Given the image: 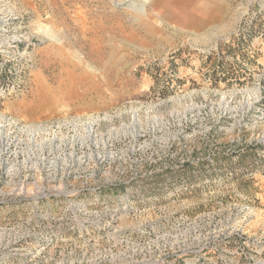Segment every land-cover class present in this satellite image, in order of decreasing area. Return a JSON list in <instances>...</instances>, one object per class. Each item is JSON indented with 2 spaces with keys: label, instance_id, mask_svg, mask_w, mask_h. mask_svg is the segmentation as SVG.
<instances>
[{
  "label": "rangeland",
  "instance_id": "1",
  "mask_svg": "<svg viewBox=\"0 0 264 264\" xmlns=\"http://www.w3.org/2000/svg\"><path fill=\"white\" fill-rule=\"evenodd\" d=\"M117 1L0 0V264H264V0Z\"/></svg>",
  "mask_w": 264,
  "mask_h": 264
},
{
  "label": "trees",
  "instance_id": "2",
  "mask_svg": "<svg viewBox=\"0 0 264 264\" xmlns=\"http://www.w3.org/2000/svg\"><path fill=\"white\" fill-rule=\"evenodd\" d=\"M263 16L264 13L261 10H255L254 13L251 11L245 15L241 21L240 30L237 36H233L224 44L225 50L232 56H235L237 53L249 52L252 48V41L255 37L256 27L264 32ZM222 50V46L220 45L218 51L222 52ZM216 54L218 55L219 52H212L209 57ZM172 58H176L175 54L172 55Z\"/></svg>",
  "mask_w": 264,
  "mask_h": 264
},
{
  "label": "built area",
  "instance_id": "3",
  "mask_svg": "<svg viewBox=\"0 0 264 264\" xmlns=\"http://www.w3.org/2000/svg\"><path fill=\"white\" fill-rule=\"evenodd\" d=\"M258 10H261L264 13V8L259 7ZM254 13V11H252ZM245 17V16H244ZM263 20H264V16H263ZM263 34L264 32L262 30H258V28L256 27L255 29V39L257 40H261V46L262 48H264V39H263ZM18 123L16 122V120L12 117V116H8V115H4V116H0V129L3 130H12L15 128H18ZM20 129H25L24 131H28L30 128L29 126L26 125H22L20 126ZM11 141L9 140V137H2L0 136V150H8L9 147L11 146Z\"/></svg>",
  "mask_w": 264,
  "mask_h": 264
},
{
  "label": "bare ground",
  "instance_id": "4",
  "mask_svg": "<svg viewBox=\"0 0 264 264\" xmlns=\"http://www.w3.org/2000/svg\"><path fill=\"white\" fill-rule=\"evenodd\" d=\"M124 4H126V3H124ZM124 4H123L122 0H118L116 7L121 8V7H123ZM144 6H145V4H142L140 6V8H143ZM214 15H217L216 7L207 8V6L205 7L202 4L198 5V9L195 7L194 10H190L186 14L187 18L190 20L191 23H194V24H197L200 26H204L205 24H208L212 19H214V17L216 18V16H214ZM172 16L173 15H171V18H172ZM185 32L186 31H184V33Z\"/></svg>",
  "mask_w": 264,
  "mask_h": 264
}]
</instances>
